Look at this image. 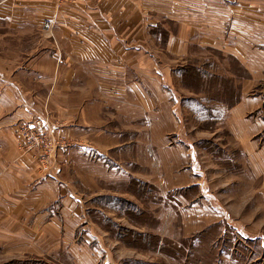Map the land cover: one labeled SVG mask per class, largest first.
<instances>
[{"label": "crops", "instance_id": "1", "mask_svg": "<svg viewBox=\"0 0 264 264\" xmlns=\"http://www.w3.org/2000/svg\"><path fill=\"white\" fill-rule=\"evenodd\" d=\"M252 1L73 0L58 7L56 0H0V26L25 40L13 58L0 52V261L64 250L76 264H101L88 236L77 234L88 218L75 183L96 191L97 179L127 180L129 173L110 169L103 157L121 170L126 160L147 170L151 164L152 172L136 176L152 174L167 192L196 184L199 152L185 137L184 108L172 93L178 63L197 49L232 56L251 75L223 126L250 173L264 179V147L254 138L264 121L252 118L264 104L252 97V74L264 77V23L255 20L262 14ZM45 109L68 146L41 175L31 156H21L16 126L46 119Z\"/></svg>", "mask_w": 264, "mask_h": 264}, {"label": "rangeland", "instance_id": "2", "mask_svg": "<svg viewBox=\"0 0 264 264\" xmlns=\"http://www.w3.org/2000/svg\"><path fill=\"white\" fill-rule=\"evenodd\" d=\"M56 1L61 7L62 4L71 5L73 0ZM262 1H252V9L262 14L255 20L264 23ZM3 28L4 25L0 26V52L6 59L13 58L20 50L24 52L25 40L9 35ZM52 28L44 29L52 32ZM255 29L252 27L253 31ZM259 30L263 32L264 25ZM161 34L163 44L165 34L163 31ZM49 37L50 41H55L52 33ZM183 61L176 67L177 80L172 98L184 108L180 119L187 134L185 137L192 140L199 152L194 167L196 184L167 192L158 179L157 184L153 182L152 174L136 176L152 172L151 164L147 170L146 166L126 160L121 164L127 170H121L117 163L103 157L110 169L129 173L127 180L97 179L96 191H90L80 181L75 183L81 190L88 218V224L79 227L77 234L80 240L88 236L91 250L101 264H264V179L256 178L253 170L250 173L248 161L224 128L227 105L217 106V122L208 120L204 123V117L195 113L196 103L201 104L204 97L213 96L216 90L222 92L221 87L216 89L222 79L228 80L227 86H233L241 95L240 84L251 75L237 59L221 51L197 49L187 64ZM188 65L200 73L205 72L208 79L205 81L214 80L210 94L207 93L210 88L191 80L188 85L192 87H185L181 70ZM259 96L264 101V77L255 80L252 74V97ZM44 113L49 127L56 125L50 112L45 109ZM252 118L264 121V104ZM24 122L16 126L20 154L31 156L39 173L48 175L53 170L55 153L68 145L63 139L56 138L50 128L45 133L47 146L25 149L19 129ZM254 138L259 147H264V129ZM110 157L128 159L130 154L121 157L113 153ZM75 260L69 252L62 250L55 257H6L0 264H76Z\"/></svg>", "mask_w": 264, "mask_h": 264}, {"label": "trees", "instance_id": "3", "mask_svg": "<svg viewBox=\"0 0 264 264\" xmlns=\"http://www.w3.org/2000/svg\"><path fill=\"white\" fill-rule=\"evenodd\" d=\"M162 33V32H161ZM159 34V36L162 38L163 34ZM165 34V33H164ZM165 39H166V34H165ZM163 44H165V40ZM191 66H187L185 69L181 70V77L182 80L184 81V85H186L185 87H192L189 86L188 84L190 83V80L193 83H199L200 85H202L201 87H205L206 89H211V90H207V93L210 94V92L213 91V86H214V80H210V81H205L208 80L207 79V74H205V72L200 73L199 71H197L195 69V67H191ZM217 80V79H216ZM218 81V80H217ZM209 82L211 86H209ZM228 80L226 79H222L220 81V84L217 85V88H222V92L219 90H216V94H214L213 96H207L204 97L203 102L196 103V110L195 113L197 115H202L204 117L203 121L208 122V120H213L214 122L218 119L217 117L218 115V107L219 105H227V107L230 109L232 108L234 105H236L239 101H240V95L236 92L237 90L234 89V87H228ZM204 89V88H203ZM205 89V90H206ZM192 102H196L193 101ZM224 110V107H222ZM226 110V109H225ZM224 110V112H225ZM200 115V116H201ZM217 122V121H216Z\"/></svg>", "mask_w": 264, "mask_h": 264}, {"label": "built area", "instance_id": "4", "mask_svg": "<svg viewBox=\"0 0 264 264\" xmlns=\"http://www.w3.org/2000/svg\"><path fill=\"white\" fill-rule=\"evenodd\" d=\"M53 27V21L49 20L45 23L44 28L50 29ZM49 122L46 119H36L33 121H25L21 124L20 138L23 140L25 149H41L47 146L45 133L49 130Z\"/></svg>", "mask_w": 264, "mask_h": 264}]
</instances>
